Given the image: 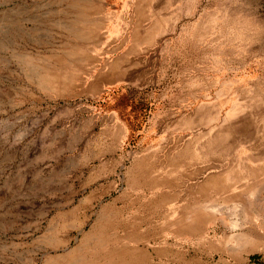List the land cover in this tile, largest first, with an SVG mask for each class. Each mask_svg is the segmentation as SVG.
Instances as JSON below:
<instances>
[{
    "label": "rangeland",
    "instance_id": "374dc122",
    "mask_svg": "<svg viewBox=\"0 0 264 264\" xmlns=\"http://www.w3.org/2000/svg\"><path fill=\"white\" fill-rule=\"evenodd\" d=\"M112 243L264 264V0H0V264Z\"/></svg>",
    "mask_w": 264,
    "mask_h": 264
},
{
    "label": "bare ground",
    "instance_id": "6f19581e",
    "mask_svg": "<svg viewBox=\"0 0 264 264\" xmlns=\"http://www.w3.org/2000/svg\"><path fill=\"white\" fill-rule=\"evenodd\" d=\"M93 22L94 21L89 22V23L85 22V27H87V29H89V26L92 27L91 29H89V31H87V29H84L82 22H80L78 33L74 37H78L80 40L84 36L85 33H90L94 28L95 29L98 28L99 24L93 23ZM186 159H188V158H186ZM140 162L141 163L137 166L139 168L140 172H139V174L137 173L136 179L139 180V178H142V179L150 178V183H152V185H154V186H155V184H157V182H160L158 180V176H162V181H166V180H168L167 177H170V176H172V174H175L178 171L177 169L180 166L179 161H177V159H173V161L170 160L168 167L165 170L162 169V173H159V175H158L157 171L152 172L150 170V168L147 166V164L144 162V160H142ZM188 162H186V163H188ZM165 184H169V183L166 182ZM210 184H211V181H209V182L205 181V182H202V184H200V186L198 187V190L200 191L201 195H204L205 193L208 192L207 187ZM208 201L209 200L207 198H203L201 201V207H204L205 209L207 208L209 210L212 209L214 211L220 210L221 207L218 203L217 204H215V203L209 204L210 202H208ZM206 202H208V203H206ZM236 224H235V226H233L234 228H236V226H237ZM100 234L104 235V232H100ZM238 235H239V237L240 236H244V237L246 236V234L232 233L233 237L234 236L238 237ZM111 241H113V240H111ZM103 250H104V256L103 257H94L92 259L85 261L84 264H123V261H124L123 255L126 253L133 255L136 264H140L144 258H147V255L145 253L141 252V250H139L136 247H134L133 249H130L127 244L126 245H118L116 243H112V244H109V245L103 247Z\"/></svg>",
    "mask_w": 264,
    "mask_h": 264
}]
</instances>
